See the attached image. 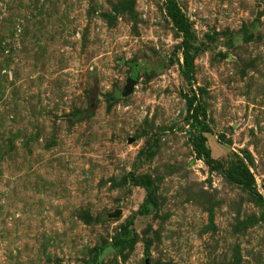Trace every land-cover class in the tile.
<instances>
[{"label": "rangeland", "instance_id": "1", "mask_svg": "<svg viewBox=\"0 0 264 264\" xmlns=\"http://www.w3.org/2000/svg\"><path fill=\"white\" fill-rule=\"evenodd\" d=\"M165 2L0 0V264H264V0H176L189 81Z\"/></svg>", "mask_w": 264, "mask_h": 264}, {"label": "trees", "instance_id": "2", "mask_svg": "<svg viewBox=\"0 0 264 264\" xmlns=\"http://www.w3.org/2000/svg\"><path fill=\"white\" fill-rule=\"evenodd\" d=\"M165 12L166 15L170 18L173 25L176 27V29L182 34L183 40L181 42V56L182 61L178 62V66L180 68V71L183 74V77L185 80L189 81L191 79L192 75V56H191V36H192V30H191V24L186 15L183 13V11L180 9L178 4L176 3V0H166L165 2ZM183 97L185 99L186 103V110L188 111V118H189V124H200V130L199 132L193 136V150L195 151L196 155L198 157H202L206 164H210L214 161V158L211 157L210 151L208 148L205 147V136L203 133L205 131H209L207 126L204 123L205 119V110L199 103L196 102L194 96H189L188 94L184 93ZM246 157L248 158V155L246 153ZM239 171L238 176L234 178V181L237 183L244 185L245 187L249 188L251 191V194L256 198L257 202L262 206V212L260 214V219L262 222H264V198L263 195L257 192L254 184L253 175L249 171L248 167L243 163H239ZM131 179L136 183V185L140 184L144 187L146 191V196L144 200L142 201L140 207L137 210L138 214L146 213L148 209V204L153 203V197L152 192L150 190V182L149 180H139L134 175L130 176ZM145 179V178H143ZM146 179H149L146 177ZM127 229V228H126ZM117 241V240H115ZM114 241V245L118 243Z\"/></svg>", "mask_w": 264, "mask_h": 264}]
</instances>
